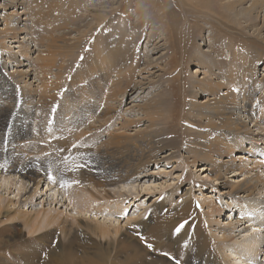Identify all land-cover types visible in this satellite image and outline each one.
Returning <instances> with one entry per match:
<instances>
[{"label":"rangeland","instance_id":"obj_1","mask_svg":"<svg viewBox=\"0 0 264 264\" xmlns=\"http://www.w3.org/2000/svg\"><path fill=\"white\" fill-rule=\"evenodd\" d=\"M36 1L45 5L60 4L69 14L68 18L65 14L61 18L65 24H68L66 19H74L67 25L71 30L67 43L70 40V44L79 43V36H83L80 40L83 39L86 31L91 33L94 43L88 47L90 40L84 39L73 57H57V65L63 62L65 64L61 65L68 68L62 80V90L56 92L54 103L45 113L49 115H45L43 120L40 108L36 107L40 99L38 91L41 90L36 79L39 53L35 52L36 47L32 44V63L28 59L22 60V70L30 73L28 86L13 85L19 95L17 115L10 119L2 118L8 126L14 124L15 132L16 126H24L29 135L11 145L4 143L7 150L0 152V159L12 164L32 160L40 166L43 157L48 154L35 150L38 145L45 146L41 144L39 134L45 137L49 130L56 128L63 134L65 130L71 133L68 137L60 134L53 136L61 145L57 144L60 150L65 148L64 155L68 153L61 161L66 165L69 164L67 157L77 156L80 151L73 139L88 137L95 147L105 143L109 135L121 134L130 138L131 144H139L137 152L147 156L149 163L130 184L108 188L113 197L109 201L101 198L94 201L69 173L70 178L65 182H59L53 174H49L32 196L30 182L21 183L18 176L1 173L0 264H194L201 261V264H206L209 259L212 264H264V191L251 199L231 197L225 193L229 187L226 190L224 184L228 182L231 187L241 183L244 176L227 173L222 175L220 181L223 183L212 181L214 175L201 167L204 163L198 162L193 146L213 138V126L220 125V121L209 113L212 112L214 96L203 90L206 86H201L199 82L221 83L222 93H225L231 88L232 78L243 74L248 82V91L255 90L260 95L263 87L259 82H264L263 13L259 16L255 13L235 16L227 9L229 3H240L242 0ZM250 2L243 1L239 10L249 7ZM5 4L6 1L0 0V29L5 26L4 12L13 9ZM18 7L21 13L22 6ZM147 7L150 9L148 15ZM104 14L108 16L103 26H97ZM94 49L107 52L102 72L89 69L93 57L91 50ZM198 52L204 54L200 62L196 59ZM6 54L0 50L4 69H7L2 71L9 77L15 74L16 69H21L7 61ZM114 60L120 63L117 71L112 68ZM56 69L49 73V76L52 74V81L55 80L53 72L56 73ZM9 79L11 84L13 81ZM82 90L90 94L88 98L82 97ZM122 90L126 95L108 104L110 116L99 119V110L106 104L96 103L97 96L106 99ZM30 91L32 95H29ZM3 95L1 91L0 105L4 104ZM252 103L255 105L256 101ZM207 116H210V122ZM251 117L252 121L245 116L242 118L252 131L261 132L264 120L258 126L260 130H256L259 117ZM149 119L153 120V125ZM44 121L50 127H46ZM89 125L97 132L88 131ZM7 129L4 134L0 133V144H3L2 138L7 137ZM82 130L86 136L80 134ZM61 139L68 144L62 145ZM263 144L251 145L247 140L245 146L250 152L243 153L244 156L264 162ZM154 150H159L156 157H152ZM47 168L41 167L42 172ZM188 194L190 198L185 200ZM69 196H72L73 205L68 202ZM204 200L223 210L212 222L206 219ZM251 207L258 208V212L254 214ZM97 208L102 214L93 212ZM246 215L260 216L263 225L250 232L240 234L238 231L233 235L232 246L223 244L221 229L236 225ZM43 216L59 217L60 222L67 221L74 229L68 233L57 224L50 227L43 224L36 228L39 221H44ZM37 217L41 219L36 220ZM81 221L91 226L101 224L99 226L103 228L108 227L111 236L99 238L90 234L91 238L78 228ZM253 232L260 239L259 246L255 247L253 262H241L238 258L229 261L234 250L242 246ZM114 239L123 242L120 245L111 244Z\"/></svg>","mask_w":264,"mask_h":264},{"label":"bare ground","instance_id":"obj_2","mask_svg":"<svg viewBox=\"0 0 264 264\" xmlns=\"http://www.w3.org/2000/svg\"><path fill=\"white\" fill-rule=\"evenodd\" d=\"M4 1H6L7 3L5 4L6 7L9 8L13 7L12 9L13 11L11 10V12H9L10 11L9 10L7 12H4L5 26L0 29V50L7 52L6 54L8 56L7 61L9 60V62H11L14 65V67L20 68L21 70L16 69L13 72L15 74L11 76L8 75L9 77H6V75L3 74L2 70H7V69H4L3 66L4 62L2 60V57H0V92L2 91V93L4 94L3 95L4 104L0 105V133L3 132L4 134L5 130H8L7 128H9V131L6 133L7 137L4 136L1 140L3 144H0L1 145L0 152H3L4 151L3 149L7 150V148H5L4 146V143L9 142V145H11L15 143V141H19L22 138H27L29 135L27 129L24 126L21 127L16 126L17 132H15L14 124L8 126L9 124L7 125V122L2 120V118L4 117L5 119V117H7L10 119L14 117L15 114L17 113L18 110L17 100L19 99V95L17 93L18 90L16 91L15 87L17 83L23 84L24 85L23 87L28 86L27 79L30 77V73H28L29 71L24 72L22 70V65L24 62L22 60L28 59L30 63H32L30 54L32 53L33 46L36 47L35 52L38 51L39 53L37 57L38 60L40 61L38 70L36 71L37 72L36 75L38 76V77L36 76V79L41 85V90L40 92L38 91L40 99H39V104H37L36 107L40 108L42 112L41 119L43 120L46 119L45 115L47 114L45 113L49 110L51 104L54 103V98H56L55 95L56 92L62 90L61 89L63 84L62 80L64 77L65 70H67L68 68V67L66 68V66L64 67V65H61L63 62L57 65V57L58 56L61 57V55H64V57H68V59H70L71 56L73 57V54L80 47V44L84 39L88 38L90 40L91 44L88 47H91L94 43L93 36L91 35V33L88 34L89 32L87 31H86L87 33L85 32V36L83 39L81 38L80 40V37L83 36H79L78 38L80 40V41L78 40L79 43L70 44V42H72L70 39H68L70 40V42L68 41L69 43H67L66 41L67 36H69V34L71 33V30L68 29L67 25H70L69 21H74V19H66L68 24H65L66 22L62 21L61 18L64 17V14L67 15L66 18H68L69 14H66V11L58 3H55L54 5L53 4L45 5V4H40L41 2H38L36 0H27V2H25L26 0H22V1L4 0ZM243 1L245 0H242L241 2L239 0L238 2L240 3H237L236 1L233 3H229L227 9L231 10L230 12L235 16L252 15L253 13L259 16L260 13H263V17H264V0H251L252 2H250L251 5L249 7L239 10V7L242 6ZM18 6H22L21 13L18 12L19 10ZM6 7L5 10H8V8ZM148 8L149 7H147L146 10L147 15L149 14L150 11V9ZM107 16L108 14L107 15L104 14L98 20L99 25L97 26L102 27L103 26L102 23H104ZM72 34L74 35V33ZM13 49H16V51H14ZM91 55H93V57H92L91 68L89 69H94V70L99 69V71L102 72L103 67H105L104 60L107 58V52H105V50L101 51L94 49V51L91 50ZM203 55H204L203 53L198 52L196 55L197 57L196 59H198L200 62V57ZM112 63H113L112 65L113 70L117 71V67L120 63L115 60ZM55 68H57L56 73L53 72L54 74L53 79L55 80L52 81V79H50V76L52 74L49 76V73ZM8 78H10L9 80L13 81L11 84L8 83ZM201 80H203V78ZM203 81H202L203 83L199 82L201 86H206L203 87V90L212 93V95L214 96V98L212 99L214 101L213 103H211L212 112L209 113L220 121V125H216L215 127L213 126L215 130V133L214 130H212V132L215 134L213 138L211 137H210L211 139L208 138L201 145H199L200 143L199 144L196 143L194 145L192 144L194 146L197 155L196 157L199 158L198 162L204 163L202 164L203 166L201 167L206 168V169L204 168L205 172L209 171L211 175H214V178L212 179V181L214 182L217 181L219 182L220 180H222L223 177L222 175L223 174L226 175L227 173H233L235 175L244 176V179H242L241 183L239 182L238 184H232L231 187L230 184H228V182L225 183L224 188L227 190V188L229 187L225 193L231 195V197L235 196L234 198L245 197L246 199H251L256 195L260 194L261 191H264V171H263L264 162L263 160H259V159L249 160V158L244 156L246 153L250 152L248 149H246L247 147L245 146V142L249 140L251 145H258V143L260 142L264 143V129L261 130V132H257V133L252 131L249 128L248 123H246L242 117L244 116L247 117L249 121L253 120L251 115H255L256 118L259 117L260 122H257L255 127L256 130H260L258 126L261 125V121L264 120V82H259V84H261L263 89L260 90L261 92L259 91L260 95H257L255 90L248 91L246 84L248 82L245 81V77L243 76V74L235 75L232 78L231 81L232 83H230L231 88H228L227 89L228 91L225 93L224 92L222 93L221 88L223 85H221V83L218 82L206 83L205 80ZM13 85H15V87ZM83 89L85 88L83 87ZM27 92L29 91L27 90ZM23 94H25V92ZM81 94L83 98L84 96L87 97L88 95H90L86 92V90H82ZM29 95H32L31 91ZM124 95H126L125 91L122 90L119 94L114 93V96L113 95L108 96L106 99L105 97L100 98V95L97 96L98 100H96L95 102L96 103L102 102L106 104V106H102V108H100L99 110L100 112L98 111L100 116L97 115L95 116H97L99 119L102 120L106 119L108 116H110L109 113L111 112L110 111L111 108L110 106H108V104L111 103L112 101L115 102V100L119 96H124ZM22 100L24 99L22 98ZM254 100L256 101L255 105H253L252 103ZM28 103L31 102L28 101ZM241 105H243V107H241ZM92 110L93 109H91V111ZM95 114H96V110H95ZM207 117L210 122L211 121L210 116ZM149 122L151 125H153L152 119H149ZM139 123L140 122L138 121V124ZM45 124L46 121H44V125ZM45 126L50 127V125L49 126L45 125ZM103 126L105 127V125ZM79 128L80 127H78V130ZM55 129H51V130L47 129V132L48 130L49 132L45 137L43 135L42 137L40 136L41 134H39V140H41V144H45V146L40 147L38 145L39 147L37 146L35 150H37V152L48 154L47 156L45 155V157H43V161L41 162L39 161L40 166L36 165L35 163H32L33 162L32 160L30 162H25L24 164H19V163L12 164V162H7V160L3 161V159L2 160L0 159V174L1 173L5 174V172H9L11 176H18L19 180H21V183L26 182L25 184H27L28 182H30L32 184V189H33V191L30 192L31 196L37 192L38 188L41 186V184L49 174H53L54 178H56L59 182L60 181L65 182L66 180H68V178H70V176L67 174L69 173L70 175H73L75 180L81 183V185L90 195V197L94 199V201L96 199L99 200L100 198L101 200L109 201L112 200L113 197L110 194V192L107 190L108 188H115L118 185H122L124 187L127 184H130L131 181H133L139 174H141L147 168V165L149 163L147 161L148 158H146L147 156L140 155V153L137 152L139 149L138 148L139 144L138 143L131 144L130 138L122 136L123 134H121V135H109L105 143H103L101 146H95V147H94V143H91L90 138L88 137L85 138L77 137L73 139L76 142L75 147L80 151H78L79 153L77 152L78 153L77 156L67 157L68 158L67 162L69 164L66 165L61 161L65 159V156L68 153L66 152V155H64L65 148L62 147V149L60 150L61 145L58 144V140H56L55 137L53 138V136H58L60 134L61 136L63 135L65 137H68L70 136L71 133L69 132L67 133V130H65L66 133L63 134L62 131L60 132ZM93 129L92 126L89 125L88 131L97 132L96 129L95 130ZM97 130H99V128ZM206 132H208V130ZM80 134L83 136L86 134V132L83 131L82 133L80 132ZM72 135L75 136L74 134ZM62 140H63L62 145L66 146L68 142L67 141L65 142L64 139H61V141ZM57 144L60 145V147H58ZM99 144L101 143L99 142ZM152 145L153 147L156 146L154 144ZM158 153L159 150H154L152 153V157H156ZM41 167H43V169L48 167L47 168L48 170L42 172L43 169H41ZM220 183L223 182L220 181ZM71 197L72 196H69L68 202L71 203L70 205H73L74 201L72 204ZM75 197L78 198L77 196ZM188 198H190V194L186 196L185 200H187ZM185 202L186 201H184V203ZM203 202L207 208V212L205 213V215H206V219L209 222H212L217 216H220V214H222L223 210L217 207L216 205L209 204L207 203L206 200H204ZM251 209L252 212H254V214L258 212V208L251 207ZM98 210L100 209L97 208L93 210V212L96 215L100 214L101 212H99ZM1 212H2V207L0 206V213ZM35 219L40 220L41 218L37 217ZM43 219H44L43 222L37 221L38 223L36 224L37 226H35L36 228L40 227V225L42 226L43 224H46L48 227L57 224L62 231L67 230L68 233H71V231L74 229L73 226L67 224V221L63 220L62 222H60L59 217L45 218L43 216ZM242 219L244 220H239L236 225L231 226L228 229L225 228L221 229L222 237L224 238L223 240H221L223 244L225 245L231 244L233 241V235H235L238 231H240V234L244 232H250V230L252 231L255 228H258L260 225H263L262 221L260 220L261 218L258 215H256V217H249V215H246ZM32 220L33 219H31L30 222ZM99 225L91 226L86 223L83 224L81 221L78 224V228L87 232L86 234H89L88 236H91L90 234H92L99 238H109L111 236L110 229L108 227L103 228ZM52 232L54 231H51V233ZM68 236L69 235L67 234L66 237ZM121 239H114L111 241L112 242L111 244L120 245V242L122 241ZM227 241H230V243ZM259 243H260V239L258 238V235L255 232H253L252 235H250V237L244 241V244L240 243L242 244V246L234 250L233 258H230V260L229 259L228 260L231 261V259L236 260L238 258L239 260H241V262H246V263L253 262L255 258V247H258ZM232 245L233 244H231L230 246ZM220 251H222V249H220ZM146 261L147 260H145V262ZM146 263H148V261ZM201 263L203 262L201 261ZM201 263L195 262L194 264H201ZM206 264H212V260L210 261L209 259Z\"/></svg>","mask_w":264,"mask_h":264},{"label":"snow or ice","instance_id":"obj_3","mask_svg":"<svg viewBox=\"0 0 264 264\" xmlns=\"http://www.w3.org/2000/svg\"><path fill=\"white\" fill-rule=\"evenodd\" d=\"M181 227H183V225H181ZM177 232H179V228L177 229ZM149 248H151L152 246L151 245H148ZM167 255V254H165Z\"/></svg>","mask_w":264,"mask_h":264}]
</instances>
